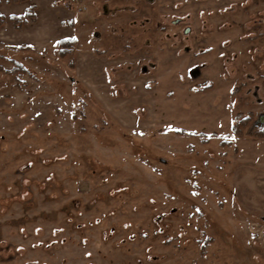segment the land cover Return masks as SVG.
I'll list each match as a JSON object with an SVG mask.
<instances>
[{
    "label": "rangeland",
    "instance_id": "rangeland-1",
    "mask_svg": "<svg viewBox=\"0 0 264 264\" xmlns=\"http://www.w3.org/2000/svg\"><path fill=\"white\" fill-rule=\"evenodd\" d=\"M259 134L264 0H0V264H264Z\"/></svg>",
    "mask_w": 264,
    "mask_h": 264
},
{
    "label": "trees",
    "instance_id": "trees-1",
    "mask_svg": "<svg viewBox=\"0 0 264 264\" xmlns=\"http://www.w3.org/2000/svg\"><path fill=\"white\" fill-rule=\"evenodd\" d=\"M74 42L73 39L69 40V39H63V40H60L58 42V44L62 47V55H66L68 52H67V49H64V47H69V45H71L72 43ZM260 136L264 137V134H259Z\"/></svg>",
    "mask_w": 264,
    "mask_h": 264
},
{
    "label": "flooded vegetation",
    "instance_id": "flooded-vegetation-1",
    "mask_svg": "<svg viewBox=\"0 0 264 264\" xmlns=\"http://www.w3.org/2000/svg\"><path fill=\"white\" fill-rule=\"evenodd\" d=\"M234 22H235V21H234V20H232V22H231V24H230V25H231V26H232V25H234ZM238 26H240V28H241V29H243V26H242V25H240L239 23H238ZM238 39H239V38H238ZM239 40H240V39H239Z\"/></svg>",
    "mask_w": 264,
    "mask_h": 264
}]
</instances>
